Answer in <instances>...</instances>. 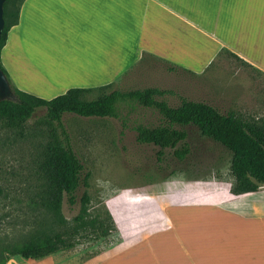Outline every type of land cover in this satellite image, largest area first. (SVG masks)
Segmentation results:
<instances>
[{
    "label": "crops",
    "instance_id": "obj_1",
    "mask_svg": "<svg viewBox=\"0 0 264 264\" xmlns=\"http://www.w3.org/2000/svg\"><path fill=\"white\" fill-rule=\"evenodd\" d=\"M220 54L264 75V0H22L0 62L15 87L48 99L69 74L77 76L73 87L90 90L145 58L199 74ZM37 73L43 80L36 82ZM225 192L219 202L190 205L203 207L195 211L205 216V229L185 260L161 240L159 233H171L166 226L133 238L136 231L122 244H101L105 236L71 253H47L38 243L27 258L5 264H264V187Z\"/></svg>",
    "mask_w": 264,
    "mask_h": 264
},
{
    "label": "rangeland",
    "instance_id": "obj_2",
    "mask_svg": "<svg viewBox=\"0 0 264 264\" xmlns=\"http://www.w3.org/2000/svg\"><path fill=\"white\" fill-rule=\"evenodd\" d=\"M71 70L66 69L67 73ZM123 72L126 73L102 90L152 86L170 91L156 97L170 106L177 105L183 97L214 105L223 113L230 110L244 119L264 121V75L228 55H218L211 67L199 74L168 70L165 64L147 58ZM36 75H39L36 82L43 80V73ZM73 78L69 74L67 81L59 82L46 94L72 88L77 83V76ZM98 88L90 89L83 98H94L100 92ZM44 113L43 107L35 108L23 125L15 128L0 120V248L19 246L38 214L26 203L40 183L37 169L40 151L50 127L55 126L54 122H46ZM117 114L116 117H84L69 112L61 115L71 149L83 171L88 172L85 190L90 196L89 206L102 213L105 210L115 227L112 234L98 242L122 244L125 237L136 231L139 233L133 238L172 227L169 237L164 233L159 236L167 244L172 243L174 254L185 260L187 249L190 254L197 248L191 252L192 246H200L205 229V216L195 211H202L203 207L190 205L219 202L225 195L230 180L229 153L201 137L196 129L186 128L192 152L188 158L179 161L170 148L161 150L160 155L156 146L135 141L137 124L155 126L162 122L156 110L129 102L119 104ZM52 129L60 136L58 128ZM82 189L80 185L71 206L62 198L61 214L67 221L77 213ZM170 210L173 211L169 216ZM83 244H75L66 251H77ZM177 246L183 252L179 253ZM3 256L0 253V264L7 262Z\"/></svg>",
    "mask_w": 264,
    "mask_h": 264
},
{
    "label": "trees",
    "instance_id": "obj_3",
    "mask_svg": "<svg viewBox=\"0 0 264 264\" xmlns=\"http://www.w3.org/2000/svg\"><path fill=\"white\" fill-rule=\"evenodd\" d=\"M21 2L22 0L3 2L0 48L9 27L17 22ZM0 69L16 97L14 101L0 100V120L8 127H21L35 108L43 107L46 122H54L55 126L52 128H58L61 136L50 127L37 163L40 183L33 192V198L26 203L38 214L34 215L35 222L19 246L5 245L0 248V253L5 254V260L15 254L27 258L38 243L43 244L47 253H53L85 242L77 249L81 250L115 231L105 210L102 213L98 209L91 210L89 206L90 196L85 190L88 186V172L83 171V165L71 149L62 126L61 115L65 112L84 117H116L119 104L122 103L133 102L152 108L160 115L162 122L155 126L137 124L136 142L156 146L160 155L161 150L170 148L174 157L184 162L192 153L186 140V128L196 129L201 137L211 140L229 153L227 169L230 175V193H250L264 187V121L244 119L230 110L223 113L214 105L183 97L177 105L170 106L164 100L156 99L170 91L156 87L103 91L106 86L103 85L92 99L83 98L88 89L72 87L44 99L15 87L1 62ZM80 185L84 189L78 196L77 213L72 216L71 221H67L61 214L62 198L65 197L69 206L73 205ZM41 214L46 216L41 217Z\"/></svg>",
    "mask_w": 264,
    "mask_h": 264
},
{
    "label": "water",
    "instance_id": "obj_4",
    "mask_svg": "<svg viewBox=\"0 0 264 264\" xmlns=\"http://www.w3.org/2000/svg\"><path fill=\"white\" fill-rule=\"evenodd\" d=\"M4 0H0V32L3 27V18H2V5ZM7 99V100H16V97L10 90L9 84L6 80L5 75L0 69V100Z\"/></svg>",
    "mask_w": 264,
    "mask_h": 264
}]
</instances>
